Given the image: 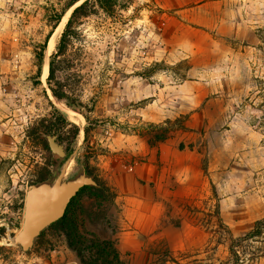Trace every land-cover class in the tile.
Returning a JSON list of instances; mask_svg holds the SVG:
<instances>
[{
    "label": "rangeland",
    "instance_id": "rangeland-1",
    "mask_svg": "<svg viewBox=\"0 0 264 264\" xmlns=\"http://www.w3.org/2000/svg\"><path fill=\"white\" fill-rule=\"evenodd\" d=\"M68 1L0 0V264H84L63 232L41 236L51 223L19 238L29 192L93 183L81 111L116 194L83 197L81 232L114 240L126 264H231L229 235L264 218V0H118L81 17L57 60L75 108L36 82L35 51ZM60 102L81 127L72 164L33 185L46 152L27 131ZM243 258L264 264V235Z\"/></svg>",
    "mask_w": 264,
    "mask_h": 264
},
{
    "label": "trees",
    "instance_id": "trees-1",
    "mask_svg": "<svg viewBox=\"0 0 264 264\" xmlns=\"http://www.w3.org/2000/svg\"><path fill=\"white\" fill-rule=\"evenodd\" d=\"M80 1L81 0H69L67 2L64 9L60 13H57L52 25L53 29L58 26L65 13ZM117 2L118 0H84L80 5L75 7L61 34L57 51L53 53L50 58L49 74L47 77L48 84L54 97L59 100L66 99L67 104L71 107L75 108L76 106L68 99V93L63 89L62 82L57 75L58 57L67 52L73 38L77 35L76 24L81 17L95 14L98 9L111 14L114 12ZM52 34L53 30L49 32L45 41L41 43L35 51L38 66V79L36 82H41L45 52ZM261 83L264 85V80H262ZM263 90L264 87L262 86L261 91ZM261 106L264 110V99ZM81 113H83L87 120V125L84 129L86 153L80 156L79 159L84 166L86 176L90 177L93 183L82 185L75 192L68 201L63 215L53 221L49 227L42 232L41 236H45L47 230L63 232L67 238L69 247L77 254L84 264H126L114 240L100 239L96 236L89 237L81 232L79 226L80 213H86L87 211L82 202L85 195L99 199H110L116 195L112 187L101 174L100 169L92 163V159L97 157L95 149L90 145V136L94 121L89 114L83 111H81ZM174 124H177L178 127H184V124L176 123V121H174ZM260 124L264 126V116ZM80 133L81 127L79 124L69 119L66 112L57 106H53V110L50 111L48 115L42 117L29 127L27 131L29 140L34 145L40 146L46 152L45 163L38 167L36 176L31 181L33 185L48 183L54 177L55 172L61 171L62 167L73 155L75 144ZM51 137L55 138V141L63 146V156L52 150L50 143ZM22 199H24V196ZM217 216L219 217L218 209ZM263 235L264 218L258 220L254 227L244 235L234 236L230 234L228 247L232 259L231 264H242L244 261V254H246V250L249 249L250 243Z\"/></svg>",
    "mask_w": 264,
    "mask_h": 264
},
{
    "label": "water",
    "instance_id": "water-1",
    "mask_svg": "<svg viewBox=\"0 0 264 264\" xmlns=\"http://www.w3.org/2000/svg\"><path fill=\"white\" fill-rule=\"evenodd\" d=\"M83 1L84 0H81L71 9L74 10V8L80 5ZM50 142L54 149L63 153L62 147H59L56 144L55 138L51 137ZM71 197V195H68L62 199L51 200L46 198L40 191L29 192L26 198L24 227L19 235V238L26 240L30 236L34 235L42 226L52 223L60 218L63 215L66 205Z\"/></svg>",
    "mask_w": 264,
    "mask_h": 264
},
{
    "label": "bare ground",
    "instance_id": "bare-ground-1",
    "mask_svg": "<svg viewBox=\"0 0 264 264\" xmlns=\"http://www.w3.org/2000/svg\"><path fill=\"white\" fill-rule=\"evenodd\" d=\"M78 4V3H77ZM72 9H70L71 11ZM70 11L63 17L62 21L60 22V24L58 25V27L55 29V32L52 34L47 49H46V54H45V60H44V65H43V72H42V78L45 79L47 78L48 74H49V65H50V54L53 51V49L56 46L57 43V39L58 36L60 34V32L62 31V29L64 28L66 21L69 18L70 15ZM59 107L65 111L66 113H68L69 115H75L77 112L74 111L73 109H71L70 107H68L66 104L64 103H59ZM78 114V113H77ZM76 114V115H77ZM81 115V114H80ZM79 115V116H80ZM83 117V116H82ZM83 119V118H82ZM83 136V135H82ZM72 157L68 159V161L65 164V167H69L72 164ZM70 168V167H69Z\"/></svg>",
    "mask_w": 264,
    "mask_h": 264
}]
</instances>
